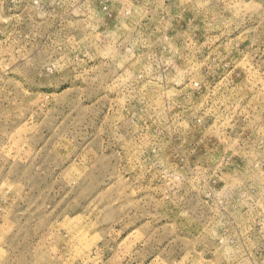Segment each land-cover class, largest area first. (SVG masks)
Instances as JSON below:
<instances>
[{"label":"rangeland","instance_id":"obj_1","mask_svg":"<svg viewBox=\"0 0 264 264\" xmlns=\"http://www.w3.org/2000/svg\"><path fill=\"white\" fill-rule=\"evenodd\" d=\"M0 264H264V0H0Z\"/></svg>","mask_w":264,"mask_h":264}]
</instances>
